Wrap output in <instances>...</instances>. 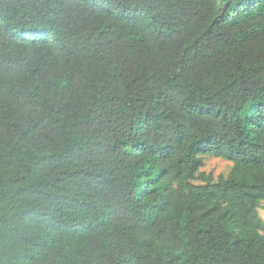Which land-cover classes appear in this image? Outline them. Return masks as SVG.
<instances>
[{
    "label": "trees",
    "instance_id": "16d2710c",
    "mask_svg": "<svg viewBox=\"0 0 264 264\" xmlns=\"http://www.w3.org/2000/svg\"><path fill=\"white\" fill-rule=\"evenodd\" d=\"M263 205L264 0H0V264H264Z\"/></svg>",
    "mask_w": 264,
    "mask_h": 264
},
{
    "label": "rangeland",
    "instance_id": "374dc122",
    "mask_svg": "<svg viewBox=\"0 0 264 264\" xmlns=\"http://www.w3.org/2000/svg\"><path fill=\"white\" fill-rule=\"evenodd\" d=\"M233 163L221 158L206 157L202 172L213 174L215 179L226 177L231 171ZM260 217L264 220V205L259 210Z\"/></svg>",
    "mask_w": 264,
    "mask_h": 264
}]
</instances>
